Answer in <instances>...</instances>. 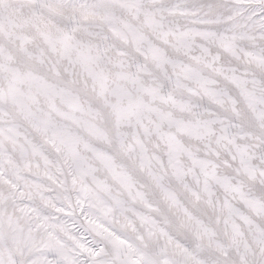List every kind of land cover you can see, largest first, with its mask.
Instances as JSON below:
<instances>
[{
	"label": "snow or ice",
	"instance_id": "6c2138e0",
	"mask_svg": "<svg viewBox=\"0 0 264 264\" xmlns=\"http://www.w3.org/2000/svg\"><path fill=\"white\" fill-rule=\"evenodd\" d=\"M0 264H264V0H0Z\"/></svg>",
	"mask_w": 264,
	"mask_h": 264
}]
</instances>
